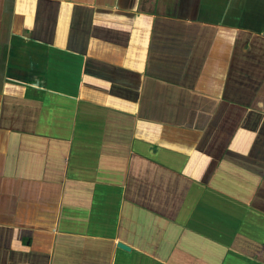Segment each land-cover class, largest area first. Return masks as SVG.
Here are the masks:
<instances>
[{
  "label": "crops",
  "instance_id": "crops-1",
  "mask_svg": "<svg viewBox=\"0 0 264 264\" xmlns=\"http://www.w3.org/2000/svg\"><path fill=\"white\" fill-rule=\"evenodd\" d=\"M0 264H264V0H0Z\"/></svg>",
  "mask_w": 264,
  "mask_h": 264
},
{
  "label": "water",
  "instance_id": "water-1",
  "mask_svg": "<svg viewBox=\"0 0 264 264\" xmlns=\"http://www.w3.org/2000/svg\"><path fill=\"white\" fill-rule=\"evenodd\" d=\"M119 247L124 249V250H129L128 247H125L124 245H119Z\"/></svg>",
  "mask_w": 264,
  "mask_h": 264
}]
</instances>
